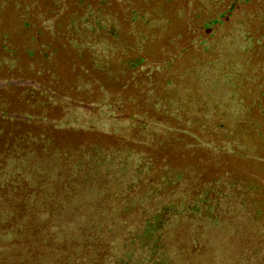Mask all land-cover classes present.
Listing matches in <instances>:
<instances>
[{
    "label": "trees",
    "instance_id": "1",
    "mask_svg": "<svg viewBox=\"0 0 264 264\" xmlns=\"http://www.w3.org/2000/svg\"><path fill=\"white\" fill-rule=\"evenodd\" d=\"M168 1L0 0V264H264V0Z\"/></svg>",
    "mask_w": 264,
    "mask_h": 264
},
{
    "label": "rangeland",
    "instance_id": "2",
    "mask_svg": "<svg viewBox=\"0 0 264 264\" xmlns=\"http://www.w3.org/2000/svg\"><path fill=\"white\" fill-rule=\"evenodd\" d=\"M253 5L256 4L254 3ZM173 7H174L173 3L168 0H156V2L153 4L154 11L158 13H164L169 18L170 25L172 27H170L169 29L171 35L169 34V32L165 33V35L163 36H160L155 33H153L154 35L153 34L149 35L145 41V46L147 47L148 50H156L157 51L156 53L160 54L162 50H158V49L162 48L164 52H168L169 50L179 48L184 42L185 35L182 36L173 31L176 29H181V22H179V19L177 18V16H175V12L172 9ZM138 24L140 31H143L144 24L142 23V21H138ZM224 30L225 29L222 30V34H224ZM194 56L195 54L193 52H189L185 54L182 53L180 57L173 64L171 70L167 71L161 76L160 94L162 96L164 97L176 96L183 98L185 91L181 93L179 92L178 88L179 87L185 88L187 86L189 70L192 69V67L194 66V62L192 60ZM190 88L194 89L191 86ZM187 91H191V90H187ZM186 100L194 103L199 101L198 96L194 91L187 95ZM171 150L174 151L175 154L177 153L173 148H171ZM179 160H180L179 158L177 159L173 158V162H175L180 166ZM233 163L237 165L235 167V172L238 173H241L240 166L241 168H243L244 165L247 166L249 165L248 162L239 164L240 161H235ZM252 167L255 169L259 168L260 170L264 171V164L263 165L253 164ZM250 180L251 179H249L247 183H253ZM254 185L255 188H258L256 184ZM254 205L257 207L256 210L258 215L262 219H264V194L257 196ZM232 245L234 247V250L238 248V244L236 242H233ZM223 258H224V254L219 251L216 256L215 264H227V262L224 261Z\"/></svg>",
    "mask_w": 264,
    "mask_h": 264
}]
</instances>
